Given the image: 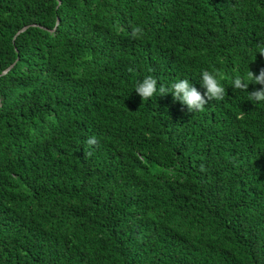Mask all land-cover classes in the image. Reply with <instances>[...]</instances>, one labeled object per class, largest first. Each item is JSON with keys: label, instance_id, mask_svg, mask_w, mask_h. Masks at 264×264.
Returning a JSON list of instances; mask_svg holds the SVG:
<instances>
[{"label": "trees", "instance_id": "1", "mask_svg": "<svg viewBox=\"0 0 264 264\" xmlns=\"http://www.w3.org/2000/svg\"><path fill=\"white\" fill-rule=\"evenodd\" d=\"M258 46L264 0H0V264H264Z\"/></svg>", "mask_w": 264, "mask_h": 264}, {"label": "clouds", "instance_id": "2", "mask_svg": "<svg viewBox=\"0 0 264 264\" xmlns=\"http://www.w3.org/2000/svg\"><path fill=\"white\" fill-rule=\"evenodd\" d=\"M143 29L139 26H133L131 30V36L134 39L141 38L143 36ZM257 53L264 56V46H258ZM218 73H213L208 70H204L201 73L199 82L205 89L202 94L188 79H180L173 82L169 87L160 85L157 88V80L152 76H146L143 80L136 83L134 91L138 94L143 102L151 100L159 93V96H165L171 94L173 101H179L180 104L186 105L187 109L191 113L203 112L205 106L213 100L222 101L227 94L226 89L222 86ZM261 85L260 88L254 89L249 92V85ZM232 89L248 92V100L255 104H264V69L259 71V74L249 71L245 75H235L231 81ZM97 138L95 136L89 137L86 144L89 149L97 144ZM90 155L91 152H87Z\"/></svg>", "mask_w": 264, "mask_h": 264}, {"label": "water", "instance_id": "3", "mask_svg": "<svg viewBox=\"0 0 264 264\" xmlns=\"http://www.w3.org/2000/svg\"><path fill=\"white\" fill-rule=\"evenodd\" d=\"M57 24H58V21H57ZM33 25H34V24H33ZM29 26H30V25H26V26H24L21 30L18 31L17 34H19V33L22 32V31H25ZM52 30H54V29H52ZM17 34H16V35H17ZM15 37H16V36H15ZM14 64H15V62L12 63L7 69H5V70L3 71V73H5V72H7L8 70H10V69L14 66ZM3 73H2V74H3Z\"/></svg>", "mask_w": 264, "mask_h": 264}]
</instances>
